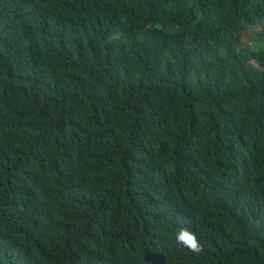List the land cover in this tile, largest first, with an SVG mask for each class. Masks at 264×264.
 <instances>
[{"label":"trees","instance_id":"1","mask_svg":"<svg viewBox=\"0 0 264 264\" xmlns=\"http://www.w3.org/2000/svg\"><path fill=\"white\" fill-rule=\"evenodd\" d=\"M21 251L264 264V0H0V264Z\"/></svg>","mask_w":264,"mask_h":264},{"label":"clouds","instance_id":"2","mask_svg":"<svg viewBox=\"0 0 264 264\" xmlns=\"http://www.w3.org/2000/svg\"><path fill=\"white\" fill-rule=\"evenodd\" d=\"M176 243L189 251L199 254L203 250V245L196 233L192 232L188 228H181L175 236ZM36 261L32 260L26 264H35ZM37 264V263H36Z\"/></svg>","mask_w":264,"mask_h":264},{"label":"bare ground","instance_id":"3","mask_svg":"<svg viewBox=\"0 0 264 264\" xmlns=\"http://www.w3.org/2000/svg\"><path fill=\"white\" fill-rule=\"evenodd\" d=\"M19 254L21 256H23L24 258H26L27 259V262H30V261L33 260L32 255L29 254V253H25L24 251H21ZM24 262H26V261H24ZM24 262H21V263H24Z\"/></svg>","mask_w":264,"mask_h":264},{"label":"rangeland","instance_id":"4","mask_svg":"<svg viewBox=\"0 0 264 264\" xmlns=\"http://www.w3.org/2000/svg\"><path fill=\"white\" fill-rule=\"evenodd\" d=\"M245 43H249L248 41H246Z\"/></svg>","mask_w":264,"mask_h":264}]
</instances>
